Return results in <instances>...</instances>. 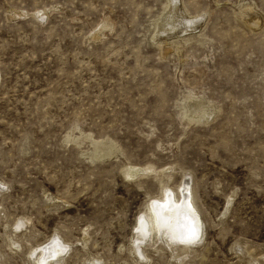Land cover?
Here are the masks:
<instances>
[{
	"label": "rangeland",
	"instance_id": "374dc122",
	"mask_svg": "<svg viewBox=\"0 0 264 264\" xmlns=\"http://www.w3.org/2000/svg\"><path fill=\"white\" fill-rule=\"evenodd\" d=\"M162 184L192 190L203 240L133 253ZM56 236L57 264H264V0H0V264Z\"/></svg>",
	"mask_w": 264,
	"mask_h": 264
},
{
	"label": "bare ground",
	"instance_id": "6f19581e",
	"mask_svg": "<svg viewBox=\"0 0 264 264\" xmlns=\"http://www.w3.org/2000/svg\"><path fill=\"white\" fill-rule=\"evenodd\" d=\"M167 6H169V9L160 15L156 21L154 35L161 26L165 28L170 26L175 18V10L178 11V7H174L170 4ZM36 13L40 15L39 13H44V11L38 10ZM241 14L243 13L239 15L242 16ZM184 18L186 19L185 16ZM184 30H186V28ZM184 103L193 110L187 112L188 110L185 109L183 111L182 109L180 111H183V114H188L194 119L202 115L204 107L207 104L199 98L189 95L186 97ZM204 117L205 116H203V118ZM113 143L110 140L95 141L93 153L96 156L94 157L97 158L98 153L101 152L104 157L109 156V151L114 147ZM100 156H102V154ZM162 171L163 168L158 170V172ZM122 172L125 177L131 179L137 178V176L141 174L153 173L156 171L150 165L131 164L124 166ZM160 187L161 194L150 197L145 202L143 209L135 215L134 223L132 224L134 234L131 239L133 244L131 250L133 253L141 242H147L149 245H153L159 241L166 242L168 248L172 250L178 244L187 246L196 244L197 242L200 243L203 240V220L194 202L192 190L188 188H183L178 192L175 189L167 190L165 184H162ZM86 236L87 234L85 233L83 237L86 238ZM67 248V244L56 236L40 245L34 253L30 254V257L34 260L35 264H57L62 260ZM39 254L41 257L38 258ZM144 259L145 261H149V257L146 255Z\"/></svg>",
	"mask_w": 264,
	"mask_h": 264
}]
</instances>
